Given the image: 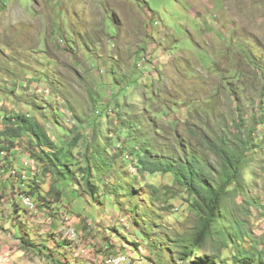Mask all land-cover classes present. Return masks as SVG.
Here are the masks:
<instances>
[{
	"label": "rangeland",
	"instance_id": "1",
	"mask_svg": "<svg viewBox=\"0 0 264 264\" xmlns=\"http://www.w3.org/2000/svg\"><path fill=\"white\" fill-rule=\"evenodd\" d=\"M117 75H127L125 85L113 81ZM238 81L246 83L241 93ZM1 92L0 126H9L5 115L31 114L55 147L32 146L25 132L14 138L22 150L12 162L27 155L17 167L29 176L24 188L41 193L34 196L40 210L16 218V202L23 204L6 181L0 264H103L115 252L140 264H237V247L264 250V0H0ZM132 93L139 106L121 120L120 107L136 103ZM241 116L259 144L248 150V202L235 191L229 203L249 235L238 246L208 242L202 258L185 257L182 244L199 227L194 197L175 174L144 170L143 144L152 158L186 161L177 145L186 139L212 170L218 153L204 136L215 131L232 143ZM62 214L82 218L78 232L102 228L90 230L95 246L84 231L77 246L86 252L71 248L57 231Z\"/></svg>",
	"mask_w": 264,
	"mask_h": 264
},
{
	"label": "trees",
	"instance_id": "2",
	"mask_svg": "<svg viewBox=\"0 0 264 264\" xmlns=\"http://www.w3.org/2000/svg\"><path fill=\"white\" fill-rule=\"evenodd\" d=\"M252 54H254L253 49H251V53H248L250 59ZM254 60L252 62H254ZM254 66L257 67V64L254 63ZM115 76L113 81L117 85L120 83L125 85V79L127 75H125V77L123 76L122 80H120L118 75L117 79ZM136 91L141 92L138 89H136ZM121 92L124 93L126 97L125 90L122 89L118 95ZM131 96L132 98H135L136 103L130 107H120L119 116L121 120H126L122 117V112L124 110H128V112L132 113L133 107L139 106V101L136 99L134 93H132ZM34 117L35 116L31 114H23L21 112L17 116L6 117V119L3 121L9 126L1 133L0 146L11 150L14 145L19 144V142H15L14 138H19L21 134L25 132L29 134L32 146H38L44 151L45 147L54 148V141L51 139L37 118ZM128 121L129 119L127 118L126 122ZM131 123L134 125L137 124L138 126L141 125V123H137V121L133 120ZM244 125L245 118L241 116L236 126L238 127L240 133L245 131L246 134L245 136H243L242 133L236 134L237 137H234L232 143H229V140H227L225 137L218 139V134H216L215 131H213L210 136H204L203 140L208 141V143L212 145L218 153L219 160L217 162V166L213 167L212 170L207 166L204 158L199 153L191 149L190 143L186 139L177 140V145L184 150V156L187 158L186 161L182 159L184 162L182 160L174 159L173 156H165L161 158L156 155L157 157L152 158V156L148 155L150 151L152 152V149L150 150L151 147H146L148 142L143 144V149H147L140 161V165L143 166L144 170L148 169V171L150 170L151 173L161 172L163 174H175L178 178H180V182L187 189L188 193L194 197L192 204L193 208L198 214L199 227L195 231V234L193 236H188L187 240H184L182 244V254L185 257L202 258L196 255L198 254V251L202 250L204 246L207 245L208 242H213L219 247H230L231 243H234L238 246L237 241H245L249 235V232L246 229V220L240 215L236 217L234 215L235 212L231 210L229 203L235 191L239 192V195H241L242 204L248 202L247 195L245 193L246 190L248 191L245 176H247V174L251 176V170L249 169L250 161L248 150L251 149V144H259V142L253 141V131L245 129ZM9 133L11 134L10 136ZM130 133L133 134V131H130ZM84 136V131L80 132L73 139V144H77L82 138H84ZM4 142L9 143V145H3ZM90 142V145L87 147L88 150H90L94 144V141ZM190 153H192V155L187 157V155ZM59 160L61 159L59 158ZM103 160L105 162L106 158ZM6 163L7 165L9 164L8 166H10L8 160H6ZM84 170L85 171L83 173L88 177L93 171L91 167H87ZM13 180L15 179L8 180L7 184H11L14 188L15 183ZM20 186H22V188L25 187L23 185ZM26 187L28 189L27 185ZM88 187L90 189L91 195L94 196L96 194V189L95 184L92 183L91 180H88ZM24 189L26 190V188ZM27 191L35 197H38L41 194L40 193L38 195L37 192L35 194L31 189H28ZM57 192L60 193L59 191ZM16 204L15 217L17 218L18 216H21V218H25V216L22 217L21 210H25V215L29 211L21 206L20 203L16 202ZM18 209L20 211H18ZM15 217L14 220H16ZM45 218H47V223L52 221L50 219L51 217L45 216ZM57 231L60 232V227H58ZM19 236V238L24 243V247L27 248L30 242L27 241L22 235ZM131 242L134 245L138 244L134 243L133 241ZM237 248L238 249L235 253V258L233 259L235 263L264 264V250H259L257 245H254V247L250 248L241 245ZM40 251L43 253L45 252L43 248L40 249ZM109 251L112 253V250L109 249ZM105 256H112V254ZM201 260L204 261V259ZM214 261H216L215 258ZM207 264H210V262L208 261Z\"/></svg>",
	"mask_w": 264,
	"mask_h": 264
},
{
	"label": "bare ground",
	"instance_id": "3",
	"mask_svg": "<svg viewBox=\"0 0 264 264\" xmlns=\"http://www.w3.org/2000/svg\"><path fill=\"white\" fill-rule=\"evenodd\" d=\"M6 160H7V152L0 149V181L6 182L8 179L9 180L12 179V178L17 179V178H20V177L23 178L22 180H25L26 181L27 180L26 177L29 178L27 176V172L26 171H24V174H21L22 171H19L16 167L8 168V165L9 164L7 165ZM13 181L15 183V187H14V190L15 191L14 192H17V189H19V187H18V185H16L17 182L15 180H13ZM18 195L20 197H32L35 200L34 196L32 194H30L25 189H19ZM21 202H22V204L24 206V202L22 201V198H21ZM35 206L38 207V211H39L40 208H39V205L36 202V200H35ZM24 208L27 209V211H29L30 213H36L35 211H32L31 209H29L27 206H24ZM68 229H75L74 223L73 224L68 223ZM60 234H61V236L63 238H65L66 240H68V242L69 241L71 242V243L69 242V244H71L70 245L71 248H75L76 247V250L78 248H82L80 250V252H86L87 248H85L84 246H81V245L80 246H77V243L79 241V234H80L78 232V230H74V238L70 236V232L69 231H60ZM110 241L112 242V240H110ZM108 247H109V244L107 242V247L106 248H108ZM120 253H121V255H124V256H126L128 258H133V263L134 264H140L139 263L140 260L139 259H136L135 256H133L132 254H126L124 252L123 253L120 252ZM111 258H112V256H107V258L104 259L103 264H107L111 260Z\"/></svg>",
	"mask_w": 264,
	"mask_h": 264
},
{
	"label": "built area",
	"instance_id": "4",
	"mask_svg": "<svg viewBox=\"0 0 264 264\" xmlns=\"http://www.w3.org/2000/svg\"><path fill=\"white\" fill-rule=\"evenodd\" d=\"M34 164V163H33ZM14 198H22V201L24 202V206H27L32 211H35L38 213V207L35 206V200L32 197H20L16 192L14 195ZM68 222H73V220L70 218L69 215L62 214L60 216V223H61V230L60 231H69L70 236L74 238V230L75 229H68ZM81 246L84 244L83 242H80ZM107 264H134L133 258H128L124 255H121L120 252H115L112 254L111 260Z\"/></svg>",
	"mask_w": 264,
	"mask_h": 264
},
{
	"label": "clouds",
	"instance_id": "5",
	"mask_svg": "<svg viewBox=\"0 0 264 264\" xmlns=\"http://www.w3.org/2000/svg\"><path fill=\"white\" fill-rule=\"evenodd\" d=\"M245 86H246V83L244 82V81H238V82H236L235 84H234V87H236V88H238V90H239V93H241V92H243L244 91V89H245ZM4 97V95L2 94V92L0 93V106L2 107V108H4V106H5V99L3 98ZM8 116H10V115H5L4 117H2V122H4L3 120L4 119H6V117H8ZM6 128H4L3 126H0V139H1V133L5 130ZM0 145H1V142H0ZM4 145H9V143H5L4 142ZM0 149L1 150H4V151H6L7 152V160H8V163H10V165L11 166H13V167H16L19 171H23L24 169H21V167H17V166H19V165H21V164H24L25 162H26V159H27V155L24 157V158H22V160L17 164V165H14L13 163H12V157L14 156V154H13V152H15V151H21L22 150V148H21V146H20V144H17V145H14L13 146V148L11 149V150H8V149H6V148H4L3 146H0ZM34 163V162H33ZM35 165V164H34ZM26 181H28V179L26 180ZM26 181H24L25 183H26ZM24 182L23 183H20L21 185H25L24 184ZM0 183H2L1 185H4L6 182H3V181H0ZM12 190L14 189L13 187L11 188ZM3 195H4V193H0V200L1 201H3ZM8 196V195H7ZM71 218V217H70ZM72 219V218H71ZM49 223V222H48ZM48 223H46V224H48ZM74 223V222H73ZM75 225V224H74Z\"/></svg>",
	"mask_w": 264,
	"mask_h": 264
},
{
	"label": "crops",
	"instance_id": "6",
	"mask_svg": "<svg viewBox=\"0 0 264 264\" xmlns=\"http://www.w3.org/2000/svg\"><path fill=\"white\" fill-rule=\"evenodd\" d=\"M2 183H0V193H4L5 191H4V187H5V185H1ZM25 186V185H24ZM3 207L5 208V206H4V201H0V214H1V212H2V209H3ZM13 210H14V207L12 208ZM18 211H20L19 209H18ZM14 212V214L16 213V211L14 210L13 211ZM42 216H43V213H42ZM46 216V215H45ZM72 217V220H73V222H74V224H75V226H77V227H80L81 225H80V223H81V219L82 218H78V217H75L74 215H71ZM43 217H41V219H42ZM45 222H46V219H45ZM47 223V222H46ZM106 228H108V227H105V228H103V234H104V232L107 234V233H109L110 232V229H106ZM90 230H92V234H96V235H98V232H100L101 230H102V228H100L99 230H98V232L97 231H94V229L92 228V226H91V229H88V230H80L79 232L80 233H82V232H86V235H87V241L89 242L88 244H92L93 246H95V244H96V242L95 241H93L92 240V238L89 236L90 235ZM105 236L106 235H104V239L101 241L102 243H103V245L104 246H106L107 247V241L105 240Z\"/></svg>",
	"mask_w": 264,
	"mask_h": 264
}]
</instances>
